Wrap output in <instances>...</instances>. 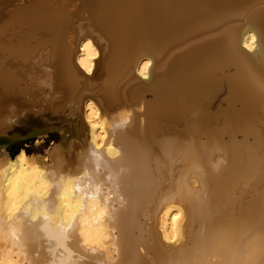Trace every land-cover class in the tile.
<instances>
[{
  "label": "clouds",
  "instance_id": "1",
  "mask_svg": "<svg viewBox=\"0 0 264 264\" xmlns=\"http://www.w3.org/2000/svg\"><path fill=\"white\" fill-rule=\"evenodd\" d=\"M254 11H264V0ZM250 15L241 13L238 31L228 36L234 62L225 78L235 79L264 111V32ZM78 31L83 37L81 26ZM106 52L97 34V41L82 40L75 63L92 77ZM153 65L145 59L136 77L149 81ZM44 71L37 88L46 90L45 101H54L61 93L53 69ZM85 96L73 114L79 133L70 142L53 140L31 152L25 145L14 156L0 147V264H264V226L224 219L217 211L214 181L229 166L222 147L193 135L149 138L143 101L108 108ZM8 110L0 135L22 116L16 104ZM134 130L135 154L123 142ZM163 169L164 183L146 191L149 177ZM130 207L136 229L128 221Z\"/></svg>",
  "mask_w": 264,
  "mask_h": 264
},
{
  "label": "bare ground",
  "instance_id": "2",
  "mask_svg": "<svg viewBox=\"0 0 264 264\" xmlns=\"http://www.w3.org/2000/svg\"><path fill=\"white\" fill-rule=\"evenodd\" d=\"M59 1L0 0V128L10 114L8 106L16 104L22 116L7 131L28 132L36 122L46 125L60 114L73 122L67 128L59 124L54 140L67 143L79 133L73 114L88 98L85 93L103 100L108 108L143 101L147 137H206L227 153L229 166L214 181L221 218L264 226V111L235 79L225 78L234 62L227 53L228 36L238 31L239 15L250 13L249 22L264 32V11H254L258 0H145L143 4L127 0L126 11H150L149 34L134 21L113 33L105 27L84 31L83 37L73 20L77 3ZM97 34L106 42L107 52L94 75L87 77L75 59L82 40L97 41ZM148 58L154 61L152 75L143 81L135 69ZM46 67L53 69L56 91L61 93L54 101H45L46 90L37 88V80L48 75ZM34 133L38 139L49 137L45 131ZM138 136L134 130L123 139L133 154L138 151ZM153 148L159 155V146ZM166 177L167 169L154 172L146 191L156 190ZM128 221L138 228L131 207ZM136 242L131 241L129 254Z\"/></svg>",
  "mask_w": 264,
  "mask_h": 264
},
{
  "label": "water",
  "instance_id": "3",
  "mask_svg": "<svg viewBox=\"0 0 264 264\" xmlns=\"http://www.w3.org/2000/svg\"><path fill=\"white\" fill-rule=\"evenodd\" d=\"M77 3L76 11L73 12V20L76 24L82 27L83 31L91 29L96 30L105 27L108 31L113 33V29L127 26L130 22H138L146 33L152 30V15L147 8L139 9L137 12L132 13L123 8V4L127 0H70ZM145 0H138V3ZM143 4V3H142ZM111 40V39H110ZM104 48V47H103ZM103 50V49H102ZM103 66V64H101ZM103 71V69H102ZM99 79H93V82H98ZM68 112V108L64 114ZM48 117V115H46ZM63 116L58 114L50 117L46 125L36 122L33 129L28 132H20L19 129L6 131L5 134L0 135V147H8L28 139L37 140L38 133L35 131H45L48 135L58 134L61 128H67V123L73 122V119L68 117L63 119ZM62 123V127L59 125ZM61 127V128H60ZM19 133L20 138L12 139Z\"/></svg>",
  "mask_w": 264,
  "mask_h": 264
},
{
  "label": "rangeland",
  "instance_id": "4",
  "mask_svg": "<svg viewBox=\"0 0 264 264\" xmlns=\"http://www.w3.org/2000/svg\"><path fill=\"white\" fill-rule=\"evenodd\" d=\"M51 1L55 2L56 4L60 2L59 0H51ZM53 135H54V136L50 135L49 137H47V139L45 140L44 144L41 146L40 149H36V148L34 147V145H35V140H33V139H28V140H25V141H23V142H19V143H23L24 146H25V145H28V146H29L28 149H30L31 151H42V149H43L44 147H47L48 144L51 143V141H53L54 139H55V140L58 139V135H57V134H53ZM14 145H15V144H14ZM14 145H11V146H8V147H7L8 150H9V152H10L11 154H12V152L14 151V148H13Z\"/></svg>",
  "mask_w": 264,
  "mask_h": 264
},
{
  "label": "trees",
  "instance_id": "5",
  "mask_svg": "<svg viewBox=\"0 0 264 264\" xmlns=\"http://www.w3.org/2000/svg\"><path fill=\"white\" fill-rule=\"evenodd\" d=\"M52 136H54V135H52ZM21 147H24L23 143H16V144L13 146L14 151L12 152V155L14 156L15 154H17L18 151H19V149H20ZM27 150H28L29 152H31L30 149L27 148Z\"/></svg>",
  "mask_w": 264,
  "mask_h": 264
}]
</instances>
